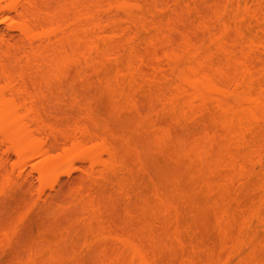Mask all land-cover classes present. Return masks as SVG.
I'll return each instance as SVG.
<instances>
[{"label":"bare ground","instance_id":"obj_1","mask_svg":"<svg viewBox=\"0 0 264 264\" xmlns=\"http://www.w3.org/2000/svg\"><path fill=\"white\" fill-rule=\"evenodd\" d=\"M11 9L22 21V38L0 50V245L24 241L14 234L18 219L16 227L8 220L18 203L32 207L26 216L19 212L24 222L39 210V228L49 232L37 238L48 248L36 241L33 257L22 259L29 263H17L84 264L98 243L102 254L96 252L93 264H159L154 249L168 238L169 264H258L257 253L264 251V0H27ZM93 91L111 101V117L121 120L116 127L98 121L88 102ZM143 96L150 104L143 105ZM126 113L138 121L128 120L137 129L128 123L124 135ZM146 137L154 141L149 158L168 148L185 154L177 160L167 153L189 163L193 171L184 168L194 172H187L193 190L207 194L220 232L218 255L206 247L203 255L204 239L181 224L185 200L177 199L188 187L175 201L170 193L177 189L164 187L155 174L154 184L150 176L140 180L151 168L146 161L155 160L138 152L147 151ZM139 180L157 187L145 183L152 191L143 186V192ZM194 191L183 197L196 209ZM54 212L62 226L50 224L58 222ZM70 245L84 261L79 254L72 259ZM244 247L251 260L242 257ZM45 248L55 252L48 256Z\"/></svg>","mask_w":264,"mask_h":264},{"label":"rangeland","instance_id":"obj_2","mask_svg":"<svg viewBox=\"0 0 264 264\" xmlns=\"http://www.w3.org/2000/svg\"><path fill=\"white\" fill-rule=\"evenodd\" d=\"M26 1H27V0H0V21H3L2 23H0V50L4 49V48L6 47V44H13L14 42H18V41L21 40V38H22V33H21V31H20V27H21L22 21L18 19V16H17V13L15 12V10H12L11 8H12L13 6H16L17 4H24ZM18 7H19V6H18ZM17 55H19V54H17ZM70 83H71V82H70ZM68 87H71L70 84H68V86H65V89H67ZM72 89H73V88H72ZM69 90H70V88L67 89V91H69ZM75 90L78 91V92H82V91H83V89H82L81 87H76ZM69 92H70V91H69ZM95 95H96V96H95ZM100 95H101V94H100ZM100 95H99V92H98V91H93V92L90 94V99H89V101H88V102L91 103V105L94 106L95 111H97V114H98L97 119H98V121H102V124L105 123V122H106V124H107V122H108V123L110 122V123H109L110 126L113 125V124L118 125V123L121 122V120H119V121L116 120V119L118 118V116L116 115V116H117L116 119H113V118L116 117L115 115H113V116L111 117V113L113 112V109L111 110V106H112V105H110L111 101L107 98V96H106V98H105V95H103V98H100V97H101ZM142 98L144 99V96H143ZM142 98L140 97V99H142ZM147 100H148V99H147ZM141 101H142V100H141ZM145 101H146V100L144 99V104H143V105H145L146 102H148L147 104H150L149 101H146V102H145ZM142 103H143V102H142ZM147 104H146V105H147ZM56 105H58V104L54 102V105H53V106H55V108L57 107ZM61 105H63V104H61ZM66 107H67V106H66ZM145 107L148 108V106H145ZM64 108H65V107H64ZM68 108L70 109L69 105H68ZM68 108H67V109H68ZM148 109H149V108H148ZM146 110H147V109H146ZM147 111H148V110H147ZM59 112L61 113V110H59ZM64 112H65V111H63V113H64ZM112 114H113V113H112ZM126 115H127V113H126ZM124 116H125V115H124ZM99 117H100V118H99ZM121 117H122V116H121ZM127 117H129V115H127L125 118L127 119ZM132 117L135 118V121H138L134 115H133V116L130 115V119H132ZM111 118H112L113 120H112ZM125 118L123 117L124 120H125ZM134 118H133V119H134ZM119 119H120V118H119ZM123 119H122V120H123ZM133 119H132V120H133ZM115 120L118 122V123L116 122L117 124L114 123ZM128 120H129V118L127 119V123H125V127L123 128V129H124V130H123V134H124V132H126L125 129L128 128V123H129V121H130V123H131V121H132V120H129V121H128ZM123 122H126V120L123 121ZM123 122H122V123H123ZM169 122H170V121H169ZM111 123H112V124H111ZM130 123H129V124H130ZM132 123H133V122H132ZM136 123H137V122H136ZM166 123L168 124V121H166ZM100 124H101V122H100ZM115 125H113V126L116 127ZM120 125H121V123L119 124V126H120ZM130 125L133 127L132 124H130ZM130 125H129V128H130ZM101 126H102V125H101ZM103 126H105V125H103ZM103 126H102V127H103ZM134 126H135V128H136L137 124H136V125L134 124ZM111 127H112V126H111ZM117 127H118V126H117ZM120 127H121V126H120ZM138 127H139V125H138ZM103 128H104V127H103ZM133 128H134V127H133ZM133 128H132V130H133ZM135 128H134V130H135ZM113 129H115V128H113ZM116 129H118V128H116ZM136 129H137V128H136ZM134 130H133V131H134ZM178 130H179V128H178ZM178 130H177V132L180 131V130H179V131H178ZM129 131H130V130L128 129L127 132H129ZM136 131H137V130H136ZM136 131H134V132H136ZM139 131H140V130H139ZM139 131H138L137 133H140ZM120 132H121V131H120ZM177 132H176V135L178 134ZM180 132H181V131H180ZM123 134H121V137H126L127 139H129V136H124L126 133H125L124 135H123ZM127 134H128V133H127ZM127 134H126V135H127ZM130 134H131V132H130ZM141 134H142V136H143V133H142V132H141ZM185 134H186V133H185ZM185 134L183 133V136H184ZM119 135H120V134H119ZM132 135H133V132H132ZM130 136H131V135H130ZM133 136H136V134H134ZM133 136H131V137H133ZM144 136H145V135H144ZM186 136H187V134H186ZM133 139H134V138H133ZM136 139H138V138H136ZM136 139H135V140H136ZM144 139H145V140H144ZM144 139H143V140H144L143 143L145 144L146 139H148V138L146 137V138H144ZM141 140H142V139H141ZM141 140L138 139V144H140L139 141H140V142L143 141V140H142V141H141ZM136 141H137V140H136ZM136 141H135V142H136ZM131 142H132V141H130V143H131ZM152 142L154 143L153 140H152ZM152 142H151V143H150L149 141L146 142L147 144H145V147H147V148H146L147 151L149 150V148H150V150L154 148V145H153ZM138 144H137V145H138ZM144 144H143V146H144ZM130 145H131V146H132V145L137 146V145H135V144H130ZM141 145H142V144H141ZM131 146H130V147H131ZM139 146H140V145H139ZM137 147H138V146H137ZM140 147H141V146H140ZM132 148H133V147H132ZM138 148H139V147H138ZM133 149H136V148L134 147ZM139 149H140V148H139ZM139 149H138V150H139ZM168 149H169V148H168ZM168 149H167L166 151H168ZM172 149H173V148H172ZM172 149H171V153H172V154L169 153L170 150H169V152H167V153H169V154H171V155H173V154H177V160H178L179 155H178V153H176V151H177L178 149H175V148H174V149L176 150L175 153H173L174 151L172 152ZM138 150L136 149V151H138ZM142 150H143V153H145V156L148 155V153H150V154L152 153V152H151L152 150H151V151H148V152H147V151L145 152V151H144V147H143L141 150H139L138 152L140 153V151L142 152ZM166 151H164V154H163V155H165ZM178 151H179V150H178ZM153 152H155V150H154ZM146 153H147V154H146ZM167 153H166V155H167L166 157H168V161H166V160H165V161H166V162L171 161V163H172V164H171L170 162H169V164L167 163L168 166H170V165L172 166L173 163H174L175 165H177V167L175 168V165L172 166L173 168H172V167H168V166H164V165H162V163H163V164H166V163H164L165 161L161 159V157H162L163 155H162V156L160 155L161 157L158 156V157H160V158H159L160 160L157 159L158 157H157V158H155V157L153 158V156H150V158H149V156H146V157H147V158H146V157L143 155L145 160H148V158H149V160L153 158V159H155V160H152L151 162H155V163H156V161H157V160H158V161H157L156 165H155V163L152 164L151 162H147V161H146V164H145L144 162L142 163V164H145V165H147V166H149V167L151 166V168H148V167H147L146 169H144L143 171H141V172H142V175L138 174V175H140V176H139V177H140V180L142 179L143 176H144L143 178L145 179V181H147V180L149 179L148 176L152 177V179L150 178L149 181H150V180H153L154 177H155V179H157V176H158V178L160 179V182H161V183L163 182V186H164V185H165V186H168V185H169V186H172V185H173V186H172V189H173V188H174V189H177V192H176V190H174V191L172 190V192H171V190H170V192H171V193H170V194H171L170 196H171V197L173 196V198L175 197V196H174L175 193H178V191H179L181 188L183 189V188H185V187H186V188L188 187L187 190H188V191L191 190V191L193 192V191H194L193 189L196 187V186H195V183H193V182H195V181H192V182L190 181V180H191V179H190V176H188V174L190 173V171L187 170V172L189 171V173L187 174L186 169L184 168V166H186L187 164L184 165L185 163H183V164L180 163V164L183 166V168H184V169L181 171V168H182V167H181V165L179 164V162L175 161V162H177V163L179 164V166H178V164H176V163L173 161V159H175V155H174V156H170V157H173V159H172V158H169V155H168ZM179 153H180V152H179ZM150 154H149V155H150ZM155 154H157V153H155ZM180 154H181V153H180ZM182 154H183V153H182ZM182 154H181V156L179 157V158H182L181 160L184 159V155H185V154H184V155H182ZM141 155H142V154H141ZM151 155H154V154L152 153ZM154 156H155V155H154ZM156 156H157V155H156ZM141 157H142V156H141ZM151 157H152V158H151ZM163 157H164V156H163ZM166 157H164V159H165ZM169 159H170V160H169ZM149 160H148V161H149ZM161 160H162V162H161ZM142 161H144V160H143V157H142L141 162H142ZM159 161H160V162H159ZM172 161H173V162H172ZM179 161H180V160H179ZM158 163H160L161 165L158 164ZM188 165H189V163H188ZM188 165H187L186 168L192 169V171H193V168H192L190 165H189V167H188ZM142 166H143V168L146 167V166H144V165H142ZM156 166L159 167V168H157ZM160 166H161V167H160ZM155 167H156V168H155ZM163 167H164V169H163ZM166 167H167V169H166ZM178 167H179V168H178ZM190 167H191V168H190ZM161 168H162V169H161ZM169 168H170V169H169ZM177 168H178V169H177ZM147 169H148V171H150V170L153 171V170H154V171H153L154 173H153V172L151 173V171H150L149 173L146 172ZM149 169H150V170H149ZM168 169H169V170H168ZM171 169H172V170H171ZM173 170H174V171H173ZM175 170H177V173H175V172H176ZM179 170H180V171H179ZM161 171H162L163 173H162ZM192 171H191V173H194V172H192ZM143 172H144V173H143ZM159 172H160L163 176H164V173H165V175L167 174L166 177H165V176L162 177L161 174H158ZM184 172H185V173H184ZM139 173H140V172H139ZM156 173H157V174H156ZM180 173H181V174H180ZM191 173H190V175H191ZM154 174H155V176H154ZM173 174H174L175 177H177L178 174L181 175V176H182V177H181L182 180H180V182H177V181H176L177 178L180 179V177L175 178V177L173 176ZM185 174H187V175H185ZM138 175H137V176H138ZM160 175H161V176H160ZM137 176H136V178H139V177H137ZM141 176H142V177H141ZM153 176H154V177H153ZM167 176H168V177H167ZM172 176L174 177V179H173ZM186 176H187V177H186ZM193 176H194V175H193ZM193 176H192V177H193ZM169 177L172 178V182H171L172 184H171V183H170V184L168 183V180L171 179V178H169ZM188 177H189V178H188ZM155 179H154V180H155ZM175 179H176V180H175ZM193 179H195V178H193ZM134 180H135V179H134ZM140 180H139V181H140ZM154 180H153V182L150 181V182H152L151 184H154V182H155ZM174 180H175V183H173ZM184 180H185V181H184ZM136 181H138V180H135V182H136ZM142 181H143V179H142ZM149 181H148V182H149ZM156 181H157V180H156ZM178 181H179V180H178ZM182 181H183L184 183H183ZM132 182H133V181H131V182H129V183H132ZM143 182H144V181H143ZM158 182H159V181H158ZM145 183H147V182H145ZM145 183H144V184H145ZM161 183H160V184H161ZM137 184H138V183H137ZM140 184H142L141 181H140V183L138 184V188L141 187L140 189L143 190L142 187L144 186V184H143V185H140ZM147 184H148V187H154V186H155V185H154V186H153V185H150L149 183H147ZM147 184H146V185H147ZM156 184H157V185H160V184H158L157 182H156ZM167 184H168V185H167ZM179 184H180V185H179ZM134 185H135V183H134ZM139 185H140V186H139ZM146 185L144 186V190H147L146 188H148V187H146ZM161 185H162V184H161ZM130 186H131V185H129V187H130ZM136 186H137V185H136ZM136 186H134V187H135V188H134L135 190H137V189H136ZM163 186H160L159 189H160L161 187H163ZM165 186H164V187H165ZM189 186H190V187H189ZM155 187H157V186H155ZM155 187H154V189H155ZM164 187H163V188H164ZM178 187H179V189H178ZM191 187H192V188H191ZM131 188H133V186H132ZM166 188L170 189V187H166ZM148 189H150V191H152L151 188H148ZM144 190H143V192H144ZM161 190H162V188H161ZM165 190H166V189H165ZM184 190H185V191H184ZM184 190H182V191H183V192H186V189H184ZM150 191L148 190V193H149ZM180 191H181V190H180ZM180 191H179V192H180ZM188 191H187L183 196L187 195ZM196 191H197V189H196ZM201 191H204V190H201ZM201 191H200V192H201ZM153 192H154V191H153ZM165 192L168 193L169 191H168V192L165 191ZM173 192H174V193H173ZM192 192H191V193H192ZM194 192H195V191H194ZM204 192H205V191H204ZM145 193H146V191H145ZM180 193H181V192H180ZM146 194H147V193H146ZM151 194H152V192H151ZM178 194H179V193H178ZM189 194H190V193H189ZM189 194H188V197H189ZM195 194L198 196V197H195V196H194L195 198H200V200H199V199H196V200L198 201V202L196 201V202L198 203V205H199V203H200V206H196L197 203H195V207H196V209H194V203H193V202H190V200H189V202H190L189 204H190V205H191L192 203H193V204H192V206H190V208H189V204H188V205L186 204V203H188V200H186V197L181 196L182 193H181V195L179 194V199H177V198L175 197L177 200H179V201H181V202H182L183 200H185L184 205H183V202H182V205H183L182 207H184L185 204H186V206H185L184 209H183L182 207H181V208L178 207L180 211H181V210L183 211V213H182L183 216L180 215V216H182V217H181V220L183 221V219H185L184 223L181 222V224H182V226L185 224L183 227H186V226H187L188 228L190 227V228H189V232H191V233H190L191 235L194 234V235H193L194 237H195V235H198V236H196V238L200 236V237L202 238V240L204 239V240H203L204 243H202V245H201L202 247L199 245V246L202 248L201 250H202L203 255H204L205 251H208V248H209V249H212L213 251H216V254L218 255L217 252H219V250H218L219 241H217V240H218V238H220V234H219L220 232L217 231V230H218L217 227H216V226H217V223H215L216 221H214V219H215V218H214L215 213L212 211V209L214 210V208H210V206H212V205H210L209 203H207V202H208V199H206L207 194H206V197H205V194H203V192H202V193L195 192ZM167 195H168V194H167ZM176 195H177V194H176ZM192 195H194V193H192ZM192 195H191V196H192ZM199 195H200V196H199ZM151 196H152V195H151ZM151 196L149 195V197H151ZM180 196H181V197H180ZM191 196H190V197H191ZM188 197H187V198H188ZM194 197H193V198H194ZM175 198H174V200H175ZM151 199H152V198H151ZM171 199H172V198H171ZM152 200H153V199H152ZM175 201H176V200H175ZM199 201H200V202H199ZM181 202H176V203H177V206H178V204H180ZM20 204H21V203H20ZM20 204H19V203H18V205L15 204V205L17 206V208L15 207L14 210H11V213L8 212L10 215H12V216H11L12 218H8V215L5 214V213H4V215H5V217H6V215H7L8 220H10V221L12 222V224H14V222H15V224H16V221H17L16 219H18L17 224H19V226L15 225V224H14V226H15V227L17 226V227L19 228V231H21V232H19V231H18V228L16 227V228H15V229H16V233H15V231H14V234H15V235H17V234L19 235V234L21 233V234H20V235H21L20 237H21V238L24 237V238L22 239V241H23V240H24V241L26 240V242H24V241H23V242H18V245H19V246L17 245V242H16L15 245H14V248H13V246H12V244H13L14 242H12V244L10 243V245H8L9 243H5V245H4V243L1 244V245H0V255L2 254V258H1V256H0V260H1V263H0V264H18L19 262H20V263H22V262H28V261H23L22 259L27 260V259H26L27 257H29V256L31 257L30 253L32 254V251H33L32 249H35L34 252H36V251H37L36 247H41L42 245H43L44 247H46V246H45V245H46L45 242H43V243H42V242H41V243L39 242L40 240L42 241L43 238L41 239V236L39 237L38 235H41L42 232H43L44 234L49 233V232H44V231H45L44 229H43V230H44V231H43L41 228H39V227L42 225V220H41V224L39 223V222H40V216H38V215H39V213H38L39 210H36V213H34L33 211H31L32 217H31V215L29 214L30 217H31V218H30V217H29V218H30L31 220L28 219V221H27V223H26V220H25V222H24V221L22 220L23 217H21V216H22V215H25V212L27 213V211H28V209H29L28 207H30V210H31L32 207L30 206V204H27L28 206H26V204H23V205H25V206L27 207V209H26L25 206L23 207L22 204H21V205H20ZM207 204H209V205H207ZM19 205L22 206V209H21V207H19ZM180 205H181V204H180ZM232 206H234V205H232ZM191 207H193V208H191ZM19 208H20V210H19ZM188 208H189V209H188ZM23 209H25V210H23ZM190 209H191V210H190ZM192 209H193V210H192ZM22 210H23V211H22ZM30 210H29V212H30ZM13 211H15V212H13ZM182 211H181V212H182ZM233 211H234V209H233ZM4 212H5V211H4ZM12 212H13V214H12ZM19 212H22V213H21V214H22L21 216H19ZM29 212H28V213H29ZM32 212H33V213H32ZM28 213H27V214H28ZM52 213H53V212H52ZM52 213H50V214H52ZM56 213H57V212H56ZM179 213H180V212H179ZM198 213H199V214H198ZM213 213H214V215H213ZM14 214H15V215H14ZM16 214H17V215H16ZM54 214H55V212H54ZM57 214H58V213H57ZM57 214H55L56 216L54 215L56 218L58 217ZM52 215H53V214H52ZM58 215H59V217L62 216L60 213H59ZM25 216H26V215H25ZM33 216H34V218H33ZM37 216H38V217H37ZM47 216H48V215H47ZM18 217H19V218L21 217V219H19ZM55 217L53 218V216H52V220H53V219H56ZM63 217H64V216H63ZM183 217H185V218H183ZM48 218H50V216H49ZM60 218H61V217H60ZM4 219H5V218H4ZM41 219H42V218H41ZM57 219H58V218H57ZM65 219H66V220H65ZM6 220H7V219H5L4 222H5ZM15 220H16V221H15ZM19 220H20V221L22 220V221L24 222V224H22V223H23L22 221H21V223H20ZM32 220H33V221H32ZM52 220L50 219V221H52ZM61 220H62V219H61ZM29 221H32V222H29ZM59 221H60V219H58V222H57V220H56V222H55V220H54L53 222H50V224L52 223V224H51L52 226H53V223H54V225H56L55 223H58V225H60L59 223H62V222H61V221L59 222ZM63 221H67V223H69V220H68L67 218H65V217L63 218ZM11 222H8V223L11 224ZM28 222L31 223V224H29ZM185 222H186V223H185ZM3 224H4V223H3ZM5 224H7V222H5ZM10 224H9V226H11ZM21 224H22V226H21ZM25 224H26V225H25ZM65 224H66V222H64V225H65ZM31 225H32V226H31ZM51 225H47V226L50 227ZM58 225H57V226H58ZM62 225H63V223H62L60 226H62ZM5 226L8 227L7 225H4V227H5ZM23 226H24L26 229H25V228H22ZM26 226H27V227H26ZM30 226H31V227H30ZM47 226H46V227H47ZM46 227H45V228H46ZM55 227H56V226H55ZM187 227H186V228H187ZM10 228L12 229V226H11ZM10 228H9V229H10ZM29 228H30V229H29ZM42 228H43V227H42ZM56 228H57V227H56ZM56 228H55V229H56ZM188 228H187V229H188ZM191 228H192V229H191ZM193 228H194V229H193ZM57 229H58V228H57ZM183 229L185 230V228H183ZM187 229H186V230H187ZM216 229H217V230H216ZM23 230H24V231H23ZM41 230H42V232H41L40 234H38L39 231H41ZM52 230H54L53 227H52ZM186 230L183 232V234L185 233L186 235L189 236L190 234H189L188 230H187V231H186ZM190 230H192V231H190ZM22 231H23V232H22ZM46 231H49V229L46 230ZM58 231H59V229H58ZM58 231H57V232H58ZM51 232H52V231H51ZM51 232H50V233H51ZM53 232H54V234H55V233H56V234H60V232H59V233H57V232H55V231H53ZM163 232H164V231H162L161 234H162V235H163V234L166 235L165 232H164V233H163ZM186 232H188V234H187ZM217 232H218V233H217ZM11 233H12V232H11ZM158 233H159V232H158ZM199 233H200V234H199ZM12 234H13V233H12ZM22 234H23V235L26 234V235L23 236ZM52 234H53V233H52ZM52 234H51V236H52ZM56 234H55V235H56ZM159 234H160V233H159ZM185 234H184V235H185ZM27 235H28V236H27ZM47 235H48V234H47ZM56 236H57V235H56ZM160 236H161V235H160ZM193 236H189V237L192 238ZM49 237H50V236H49ZM194 237H193V238H194ZM21 238H20V239H21ZM37 238L39 239V241L37 240ZM51 238H52V237H51ZM162 238H163V239H162ZM164 238H165V236H164V237L161 236V240H164ZM166 238H167V237H166ZM167 239H168V238H167ZM167 239H165V241H163V242H159L162 246H161L160 244H157V245H160V246H158V247L156 246V248H159V249H156V250L154 249L155 254H157L156 256H157V259L159 260V261L157 260V261L159 262V264H167V263L170 261V259H169V261H168V258H167V257H168V255H169V253H171V249H170L169 247L172 248V246L170 245V244H171L170 241H168ZM186 239H187V241H188V239H189V242H191V240L193 241V239H190V238H188V237H187ZM198 239H200V238H198ZM34 240H35V241H34ZM28 241H30V242H28ZM36 241H37L38 243H37ZM166 241H167V242H166ZM195 241H196V240H195ZM197 241L200 242L199 244H201V240H200V241L197 240ZM197 241H196V242H197ZM165 242H166V243H165ZM20 243H22V244H20ZM23 243H25V244H23ZM36 243L39 244V246H36V247H35ZM83 243H84V242H83ZM86 243H88V242H85V243H84V247L86 246V245H85ZM162 243H163V244H162ZM168 243H170V244H168ZM41 244H42V245H41ZM44 244H45V245H44ZM53 244H54V242H53ZM60 244H61V245H64V243H60ZM70 244H73V243L70 242ZM81 244H82V243H81ZM93 244H94V243H93ZM165 244H167V245H165ZM217 244H218V245H217ZM40 245H41V246H40ZM51 245H52V243L49 245V247H50ZM55 245H56V246L58 245L57 242H56ZM55 245H52V246H55ZM67 245H68V244H67ZM67 245H66V246H67ZM74 245H75V244H74ZM79 245H80V242H79ZM95 245H96V246L98 245L97 248H100L98 243H95L93 246H95ZM100 245H101V244H100ZM164 245H165L166 247H165ZM169 245H170V246H169ZM1 246H2V248H1ZM4 246H7V247H4ZM9 246L12 247L13 249H15V250H11V251H13V253L10 251ZM58 246L60 247V245H58ZM58 246H57V247H58ZM75 246H77V245H75ZM80 246H81V249H82L81 251H83V250H84L83 246H82V245H80ZM87 246H88V247H91L92 245L89 246V245L87 244ZM154 246H155V245H154ZM168 246H169V247H168ZM3 247H4V249H3ZM59 247H58V248H59ZM64 247H65V246H64ZM67 247H68L67 252H66L65 248L61 247V248H63L64 251L66 252V253H65V252L62 251V252L66 255V256L63 255V256L66 257V259H67V257L69 256V254H68V256H67V253H68V251H69V245H68ZM67 247H66V249H67ZM77 247H78V246H77ZM77 247H76V249H77ZM101 247L103 248V246H101ZM167 247H168V248H167ZM173 247H174V246H173ZM205 247H206V249H205ZM41 248H42V247H41ZM46 248H48V247H46ZM46 248H45V251H46V252H48V251H52V253L55 252V251H54L55 249H54V250H51V249H53V248H51V247H50L51 249H49L48 251L46 250ZM54 248H55V247H54ZM70 248H72V250H75L74 246H71V245H70ZM79 248H80V247H79ZM79 248H78V249H79ZM92 248H96V247H92ZM97 248H96L97 251L95 250V254H93V255H89V254L87 253V252H88V251H87L88 249L85 248L86 251L84 250V251H85L84 253H86V254L89 255V257H88L87 255H85V257L87 256V258H85L86 260H85L84 257H83V256H84V255H83V254H84L83 252L80 251V252L82 253V255L80 256L81 253H77V251L75 250V251H76V252H75L76 255H75V253L73 252L74 255H73V256L71 255V256H72V259H73V257L78 256V254H79L80 257L78 256V258H77V259H79V261L83 259L82 261L85 260V261L87 262V259L90 260V257H92L91 259H92L93 261L90 260V261H88V263H89V264H93V262L96 263V262H97V259L99 258V257H96V259L94 258L95 255H96V252H97V256H100V255L102 254V253H101V252H102L101 249L99 250V249H97ZM165 248H166V249H165ZM244 248H245V247H244ZM246 248H247V247H246ZM246 248H245L244 253H243L244 255L242 254V257H245V259L247 258V259H250V260H251L252 258H251V256L249 255V252H250L249 250H250V249H246ZM38 249H40V248H38ZM59 249H60V248H59ZM63 249H61V250H63ZM160 249H161V250H160ZM167 249H168V251H167ZM173 249H175V247H174ZM173 249H172V250H173ZM204 249H205V251L203 252ZM3 250H5V251L7 250V251H6V254L4 253L5 251H3ZM16 250H17L18 252H17ZM29 250H30V251H29ZM102 250H103V249H102ZM212 250H211V251H212ZM1 251H3V253H2ZM8 251H10V253H9ZM39 251H40V253H41L42 251H44V249L39 250ZM78 251H79V250H78ZM160 251H161V252H160ZM169 251H170V252H169ZM19 252H20V253H19ZM28 252H29V253H28ZM34 252H33V253H34ZM46 252H45V253H46ZM11 253H12V254H11ZM17 253H18L19 255H18ZM21 253H22V255H21ZM42 253H43V252H42ZM45 253H44V254H45ZM49 253H50V252H48L47 254H49ZM52 253H50V254H52ZM63 253H62V254H63ZM69 253L71 254V251H70ZM158 253H159V254H158ZM206 253H207V252H206ZM4 254H5V255H4ZM10 254H11L13 257H12ZM16 254H17V255H16ZM47 254H45V255L47 256ZM50 254H49L48 256H50ZM99 254H100V255H99ZM200 254H201V252H200ZM216 254H215V255H216ZM3 255H4V256H3ZM7 255H8L9 257H8ZM25 255H27V256L25 257ZM34 255H35V253H34ZM38 255H40V257H41L42 254H39V252H38L37 255L34 256V258H36V256H37L39 259H41V258L43 257V255H42V257L40 258ZM48 256H47V257H48ZM22 257H23V258H22ZM30 257H29V259H30ZM32 257H33V254H32ZM32 257H31V258H32ZM44 257H45V256H44ZM44 257H43V258H44ZM69 257H70V256H69ZM69 257H68V258H69ZM169 257H170V256H169ZM242 257H241V258H242ZM43 258H42V259H43ZM50 258H51V257H50ZM159 258H160V259H159ZM224 258H226V257H223V259H224ZM15 259H16V260H15ZM18 259H19V260H18ZM29 259H28V260H29ZM36 259H37V258H36ZM44 259H47V260H48L49 258H46V257H45ZM70 259H71V258H70ZM166 259H167V260H166ZM226 259H227V258H226ZM226 259H224V260L226 261ZM243 259H244V258H243ZM20 260H21V261H20ZM94 260H96V261H94ZM224 260H223V261H224ZM234 260H235V259H234ZM237 260H238V259H237ZM250 260H249V261H250ZM29 261H30V260H29ZM37 261H38V260H37ZM225 261H224V262H225ZM17 262H18V263H17ZM40 262H41V261H40ZM86 262H84V264H85ZM91 262H92V263H91ZM257 262H258V264H259V263H260V264H264V251H260V252L257 253V256H256V263H257ZM28 263H29V262H28ZM23 264H25V263H23ZM26 264H27V263H26ZM38 264H40V263L38 262ZM86 264H87V263H86ZM168 264H169V263H168ZM230 264H237V262H236V261H234L233 263L230 262Z\"/></svg>","mask_w":264,"mask_h":264},{"label":"snow or ice","instance_id":"obj_3","mask_svg":"<svg viewBox=\"0 0 264 264\" xmlns=\"http://www.w3.org/2000/svg\"><path fill=\"white\" fill-rule=\"evenodd\" d=\"M3 21H0V23H2Z\"/></svg>","mask_w":264,"mask_h":264}]
</instances>
